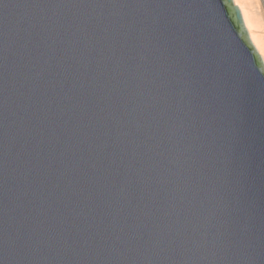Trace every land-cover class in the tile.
<instances>
[{
    "label": "water",
    "instance_id": "obj_1",
    "mask_svg": "<svg viewBox=\"0 0 264 264\" xmlns=\"http://www.w3.org/2000/svg\"><path fill=\"white\" fill-rule=\"evenodd\" d=\"M0 264H264L233 0H0Z\"/></svg>",
    "mask_w": 264,
    "mask_h": 264
},
{
    "label": "bare ground",
    "instance_id": "obj_2",
    "mask_svg": "<svg viewBox=\"0 0 264 264\" xmlns=\"http://www.w3.org/2000/svg\"><path fill=\"white\" fill-rule=\"evenodd\" d=\"M240 8L250 40L264 63V0H233Z\"/></svg>",
    "mask_w": 264,
    "mask_h": 264
}]
</instances>
